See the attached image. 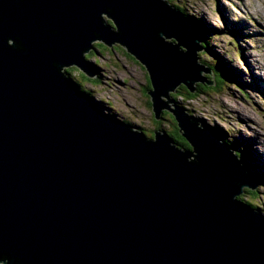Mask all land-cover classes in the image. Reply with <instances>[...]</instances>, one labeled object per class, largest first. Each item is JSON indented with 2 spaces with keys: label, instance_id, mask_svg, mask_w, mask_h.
Returning a JSON list of instances; mask_svg holds the SVG:
<instances>
[{
  "label": "water",
  "instance_id": "95a60500",
  "mask_svg": "<svg viewBox=\"0 0 264 264\" xmlns=\"http://www.w3.org/2000/svg\"><path fill=\"white\" fill-rule=\"evenodd\" d=\"M94 40L144 66L154 117L171 112L192 150L68 78L95 75ZM199 42L167 0H0V264H264V216L237 199L258 180L169 98L214 85Z\"/></svg>",
  "mask_w": 264,
  "mask_h": 264
},
{
  "label": "rangeland",
  "instance_id": "374dc122",
  "mask_svg": "<svg viewBox=\"0 0 264 264\" xmlns=\"http://www.w3.org/2000/svg\"><path fill=\"white\" fill-rule=\"evenodd\" d=\"M170 4L175 10L181 9L179 12L196 28L210 29H200L207 47L196 51L199 63L213 67L216 62L225 64L229 60L231 70L239 73L240 67L243 71V77L234 73V79L226 81V85L215 88L209 84L204 93L192 98L185 94L179 101L198 122L218 128L238 159L245 155V171L258 180L255 189L259 193L250 196L253 198L250 201L246 197L240 199L255 206L256 209L248 207L264 216V0H170ZM102 16L109 19L106 14ZM110 21L113 26L114 22ZM96 41L99 40L92 43H101ZM233 44L237 53L231 47ZM112 45L111 48L96 45L99 54L87 53L91 54L90 61L93 56L99 61L93 80H86V75L75 66L67 67V71L90 92L91 99L107 105L111 114L131 122L147 135L159 130L174 136L176 124L171 113L164 111L163 118L155 119L148 105L149 79L144 66L120 43ZM252 66L258 68H248ZM201 75L212 81L209 72L203 71ZM179 91L184 92L181 87Z\"/></svg>",
  "mask_w": 264,
  "mask_h": 264
},
{
  "label": "trees",
  "instance_id": "16d2710c",
  "mask_svg": "<svg viewBox=\"0 0 264 264\" xmlns=\"http://www.w3.org/2000/svg\"><path fill=\"white\" fill-rule=\"evenodd\" d=\"M167 2L168 3H170V0H167ZM176 9H178L179 11H181V9H179V8H176ZM188 17H190L191 19H192V17L191 16H189V15H187ZM189 20V19H188ZM200 29L201 30H203V31H209L210 29H206L205 28V30H204V28H202V27H200ZM200 29H198L197 28V30H198V32H199V38L201 39V41H202V43H200V46L201 47H204L205 49H206V47H207V42L200 36V32H201V30ZM230 33H231V31H230ZM96 45H102L101 43H93L92 44V46H93V50L97 53V54H99V51L95 48V46ZM90 53L92 52V51H89ZM88 54L86 57L87 58H91V54ZM86 58V59H87ZM93 59L95 60V65H93L92 63H90V61L87 59V62L89 63V64H91L92 66H94L95 67V69H96V66L99 64V61H98V59L95 57V56H93ZM219 65H221L220 67H219V73H218V76L219 77H217L215 80H214V87L215 88H217L218 87V85L220 86V85H222V84H224V85H226V81L228 80V77H229V74H228V72H227V69H226V67H225V65H224V63L223 62H216L215 63V66L217 67V66H219ZM207 67V66H206ZM214 67V66H213ZM213 67H208V68H212V70H213ZM214 71V70H213ZM232 70H230L229 69V73L230 74H234V73H232L231 72ZM65 73H67L66 71H64ZM68 74V73H67ZM234 79V75L232 76V80ZM75 83L76 84H80V82L78 81V80H76L75 79ZM183 87V86H182ZM203 87H206V88H208L209 86L208 85H206V84H200V83H196L195 84V92H190V91H188L186 88H184L183 87V89H184V91H185V94H188L189 96H190V98H192V97H195V96H198L199 95V93H204V89H203ZM185 94H183V93H179L178 95H177V97H180V98H185ZM148 105L149 106H151V104H150V101L148 102ZM124 122L125 123H127V124H129V125H133L131 122H129V121H127V120H125L124 119ZM211 128H213V127H211ZM215 131V130H214ZM144 134L147 136V137H149V138H151V137H153V135H147L145 132H144ZM219 136V135H218ZM220 137V136H219ZM222 137V136H221ZM220 137V138H221ZM176 139V138H175ZM224 143H225V145H227L228 146V144H227V138H224V137H222V139H221ZM175 141H177V142H179L178 141V139H176ZM184 145H187L186 143H184ZM181 147H183L182 145H180ZM248 152V151H247ZM247 152H245V153H247ZM244 159V158H243ZM245 160V159H244ZM251 177H253L252 176V174L250 175ZM257 194L258 195V193H259V190H258V188H256L255 190H250V189H245V192H244V194L243 195H241V196H238L237 197V199L238 200H240L241 201V203L243 204V205H245V206H250V207H252V208H255L256 209V207L255 206H253V205H247V203H245V202H243L240 198H244L245 200H246V198H247V200L248 201H250V200H252L253 198H250V196H252L253 197V195L254 194ZM246 197V198H245Z\"/></svg>",
  "mask_w": 264,
  "mask_h": 264
},
{
  "label": "clouds",
  "instance_id": "9594fccd",
  "mask_svg": "<svg viewBox=\"0 0 264 264\" xmlns=\"http://www.w3.org/2000/svg\"><path fill=\"white\" fill-rule=\"evenodd\" d=\"M170 4V3H169ZM171 5V4H170ZM109 24H111L112 25V23H111V21L109 20ZM114 26V25H113ZM197 29V28H196ZM96 42H101V44H104L102 41H96ZM93 44V43H92ZM105 45V44H104ZM200 45V44H199ZM105 46H107V45H105ZM107 47H109V46H107ZM111 48V47H110ZM89 51H92L95 55L97 54L93 49H91V50H89ZM88 51V52H89ZM129 53V52H128ZM87 56V53L85 54V57ZM133 56V55H132ZM134 57V56H133ZM135 58V57H134ZM89 61H90V59L89 58H87ZM136 59V58H135ZM137 60V59H136ZM138 61V60H137ZM139 62V61H138ZM90 63H92L93 65H95V60L93 59L92 61H90ZM140 63V62H139ZM142 65V64H141ZM76 67V66H75ZM79 69V68H78ZM146 70V69H145ZM64 71H66L67 73H68V78H70L74 83H75V79L71 76V74L67 71V69L66 68H64ZM82 71V70H81ZM83 72V71H82ZM98 72V66H96V71H95V75L94 76H96V73ZM147 72V71H146ZM66 73V74H67ZM84 73V72H83ZM85 74V73H84ZM83 74V75H84ZM86 75V74H85ZM147 76H148V73H147ZM85 77H87V78H85L86 80H93V79H91L92 77H90V76H88V75H86ZM148 79H149V77H148ZM76 84V83H75ZM196 84V83H195ZM200 84H206V85H208L207 83H200ZM77 86H78V88L83 92V93H85L89 98H90V96H89V94H88V92H86L85 90V88H83L82 87V85L81 84H76ZM184 88H186L188 91H190L184 84H179V85H177L176 87H175V89L173 90V91H170L169 92V98H171L176 104H178V105H180L184 110H185V107L184 106H182L181 105V102L179 101V99H184V98H180V97H177V95L179 94V93H183V94H185V91L184 92H181V91H179V88L181 87L182 89H183V87ZM150 88V80H149V87L148 88H146V90H148ZM208 88H210V86L208 87ZM208 88H206V87H203V89H208ZM184 90V89H183ZM175 91V94L174 93H172V92H174ZM194 91H195V85H194ZM194 91H190V92H194ZM90 93V92H89ZM172 93V94H171ZM148 95V94H147ZM186 95H188V94H186ZM95 99V98H94ZM90 100H91V102L93 101V99H91L90 98ZM95 101H97L96 99H95ZM149 101H150V99H149ZM98 102V101H97ZM93 103V102H92ZM94 105H96L100 110H102L103 112H105L106 114H108V115H110V116H113V117H116V118H118L117 116H115V115H113V114H111L110 112H109V110H108V106L107 105H104L103 103H100V102H98L97 104H95V103H93ZM150 104H151V102H150ZM151 107V106H150ZM171 107H173V105H171ZM152 111V110H151ZM164 111H168V110H163V112ZM163 112L161 113V116H160V118H163L162 117V114H163ZM169 112V111H168ZM186 112V111H185ZM153 113V112H152ZM169 113H171V112H169ZM187 113V112H186ZM188 114V113H187ZM154 115V114H153ZM171 115H172V113H171ZM190 115V114H189ZM173 116V115H172ZM191 116V115H190ZM193 117V116H192ZM155 118V117H154ZM160 118H155V119H160ZM173 118H174V116H173ZM118 119H120V120H122L123 122H124V119H121V118H118ZM174 121H175V124H176V126L175 125H173V127H174V130H173V132H174V136L173 135H170V134H168L167 132H165V131H161V132H165V133H167L168 134V136L173 140V143L176 145V147L177 148H180V149H191L192 150V146L188 143V141L184 138V137H182L181 135H180V133H179V131H178V126H177V123H176V120H175V118H174ZM205 125V124H204ZM207 127H209L210 129H211V131L221 140L222 139V137H221V135H220V131H219V129L218 128H216V127H213V128H211L210 126H208V125H206ZM139 130H140V128H139ZM215 130V131H214ZM154 131H159V130H154ZM154 131H153V137H154ZM143 132V131H142ZM143 134H144V132H143ZM178 135V137L179 138H177L176 137V135ZM145 135V134H144ZM221 137H219V136ZM146 136V135H145ZM147 137V136H146ZM153 137H151V138H153ZM149 138V137H148ZM180 139V140H178L179 142H177V141H175L176 139ZM185 140V141H184ZM222 141V140H221ZM223 142V141H222ZM184 143H186L187 145H184ZM224 143V142H223ZM225 144V143H224ZM180 145H182L183 147H181Z\"/></svg>",
  "mask_w": 264,
  "mask_h": 264
},
{
  "label": "bare ground",
  "instance_id": "6f19581e",
  "mask_svg": "<svg viewBox=\"0 0 264 264\" xmlns=\"http://www.w3.org/2000/svg\"><path fill=\"white\" fill-rule=\"evenodd\" d=\"M204 26H206V24H205V22H204ZM204 30H205V28H204ZM232 49L234 50V52L235 53H237V47L233 44L232 46ZM87 57H85L84 58V60L87 62V59H86ZM88 63V62H87ZM229 64V65H228ZM225 67H226V69H227V72H228V74H229V77H228V82L229 81H231L232 80V74H230L229 73V69L231 70L232 68V62L231 61H229V60H226V62H225ZM221 65H219V66H215V64H214V67H213V70H212V68H210V70H211V72H212V75H213V77H214V80L217 78V77H219L218 76V73H219V67H220ZM253 67V68H252ZM252 67H248V68H251V69H253V70H256L257 68H256V66H252ZM239 69H240V72L239 73H235L233 70L231 71L232 73H235V74H237V75H239L240 77H243V71H242V69L239 67ZM210 74V73H209ZM211 75V74H210ZM259 76H257V78H258ZM262 83H264V82H262ZM93 103H95V104H97L98 102L97 101H92ZM243 143V142H242ZM244 144V143H243ZM245 160H244V159ZM239 160H241L242 161V166H243V168H244V170L246 169V162H247V158L245 157V155L244 154H242V156H241V159H239ZM250 167V166H249ZM251 171V170H250ZM245 189H250L251 191L252 190H255V188L254 189H251V188H249L248 186H242L241 187V190H242V192H240L239 193V195L238 196H241V195H243L244 194V192H245Z\"/></svg>",
  "mask_w": 264,
  "mask_h": 264
}]
</instances>
